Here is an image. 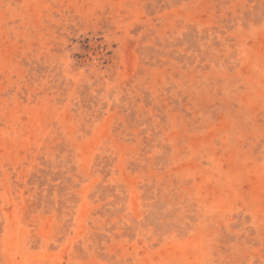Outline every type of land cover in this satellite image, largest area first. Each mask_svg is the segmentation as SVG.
Wrapping results in <instances>:
<instances>
[{
	"label": "rangeland",
	"instance_id": "1",
	"mask_svg": "<svg viewBox=\"0 0 264 264\" xmlns=\"http://www.w3.org/2000/svg\"><path fill=\"white\" fill-rule=\"evenodd\" d=\"M0 264H264V0H0Z\"/></svg>",
	"mask_w": 264,
	"mask_h": 264
}]
</instances>
